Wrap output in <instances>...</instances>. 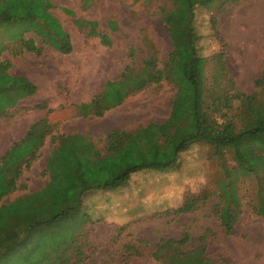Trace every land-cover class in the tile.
<instances>
[{
    "label": "rangeland",
    "instance_id": "374dc122",
    "mask_svg": "<svg viewBox=\"0 0 264 264\" xmlns=\"http://www.w3.org/2000/svg\"><path fill=\"white\" fill-rule=\"evenodd\" d=\"M46 3L49 5L47 10L69 35L70 52L45 43L34 32L42 33L43 30L33 19L28 22L15 17L5 19L0 29V46L5 47L0 58L11 62L10 73L25 76L37 86L36 93L20 99L18 105L23 108L45 105L36 109H16L13 117L0 119V158L34 122L48 114L51 119L60 121L54 133L47 136L39 157L24 170L19 180L21 187L6 197L11 200L45 185L48 177L44 171L52 151L53 136L82 132L98 140L104 139L105 134L115 128L134 130L151 122L164 123L170 116L175 95L180 91L187 92L180 71L174 67L167 80L132 93L153 77L151 68L144 67L152 44L159 48L160 66L173 49L168 26L157 13L156 0L143 2L134 9L122 0H46ZM2 10L14 13L7 0H0V12ZM213 15L214 10L209 7L200 5L196 9L199 53L204 61L199 76L208 78L215 92L223 96L231 88V82L223 76L219 78L218 56L222 52L220 61L230 76L234 78V71L245 75L239 65L240 53L256 49L259 43L264 44V0H244L230 7L216 16V28L211 23ZM48 20L58 30L54 19ZM85 21L96 22L97 31L106 33L111 45L103 44L99 36L90 35ZM110 23L116 24L115 29ZM24 34L34 38L43 48L41 55L28 50L16 54L18 41L13 39ZM248 59L251 60L244 57L241 62ZM126 66L134 73L123 75ZM215 78L217 80L213 81ZM8 80L10 84H24L21 79ZM235 82L245 90L254 89L253 81ZM23 88L29 90L25 84ZM117 88L124 93L119 102L116 101ZM94 98L108 104L103 116H69L76 111V105L91 103ZM3 99L10 105L14 98L8 91ZM187 121L188 118L186 126ZM145 143H149L148 139ZM136 151L139 156V149ZM222 177L224 173L210 148L194 143L181 153L174 168L164 171L143 169L115 189L87 193L83 197L87 219L82 227L72 232L75 242L70 240L63 256L70 257L69 260H61L59 264H158L153 254L161 238L180 239L184 232H189L191 239L186 248L190 249L200 245V237L207 229L212 230L206 237L207 254L214 261L219 264H264V218L252 213L248 207L245 206L234 235L224 233L218 219L210 212L213 200L199 211L173 213L188 195L215 187L217 179ZM241 188L244 194L251 192L249 181L241 184ZM79 249L82 253L80 262L76 255ZM50 255L55 258L54 252Z\"/></svg>",
    "mask_w": 264,
    "mask_h": 264
},
{
    "label": "trees",
    "instance_id": "16d2710c",
    "mask_svg": "<svg viewBox=\"0 0 264 264\" xmlns=\"http://www.w3.org/2000/svg\"><path fill=\"white\" fill-rule=\"evenodd\" d=\"M122 1L130 3L134 9L152 0ZM156 1L157 13L168 26L173 49L160 66L159 48L152 44L144 67L151 68L153 77L132 93L167 80L169 71L174 67L180 71L187 92L180 91L175 95L170 116L164 123L151 122L134 130L115 128L108 131L104 139L98 140L82 132L53 136L52 151L44 171L48 177L45 185L11 200L6 197L21 187L19 180L24 170L29 169L39 157L47 136L54 133L60 121L51 119L48 114L31 124L26 134L0 158V264L67 262L70 257L63 256L70 240L75 242L72 232L82 227L87 219L83 211V197L87 193L115 189L128 181L133 173L143 169L164 171L174 168L181 153L194 143L210 148L224 177L217 179L215 187L188 195L184 203L174 210V215L199 211L213 200L210 212L227 235L236 233V224L245 206L264 218V70L254 79V89L245 90L236 84L220 61L221 52L218 56L221 65L218 76L231 82V88L223 96L215 92L208 78L199 76V68L204 66V61L199 53L200 35L195 26L197 7L202 5L214 10L211 23L216 28V16L244 0ZM7 3L13 7L14 13L0 12V29L5 19L15 17L27 22L33 19L43 30L42 33L34 32L45 43L63 52L72 50L68 33L47 10L49 5L46 0H7ZM48 18L54 19L58 30ZM84 23L89 25L90 35L99 36L103 44L111 45L110 37L97 31L96 22ZM110 25L115 29V23ZM13 40L18 41L16 54L24 50L42 54L43 48L34 38L24 34ZM4 48L0 46V55ZM11 67L10 61L0 58V119L13 117L16 109L45 107L41 104L24 108L18 105L20 99L34 95L37 86L25 76L10 73ZM129 73L134 71L126 66L122 74ZM8 79L23 80L29 90H24L23 83L10 84ZM8 91L14 98L10 105L2 100ZM117 94L116 101L119 102L124 93L119 90ZM92 106L94 109H89ZM76 107V111L69 116L101 117L109 108L98 98ZM48 111L53 112L52 109ZM187 118L188 126L185 123ZM145 139L149 143H145ZM136 149H139V156H136ZM247 181L251 192L244 194L241 184H247ZM209 232L212 230L207 229L200 237L199 246L190 249L186 248L191 239L189 232H184L180 239L163 237L156 246L154 258L158 264H219L207 254L206 237ZM51 252L55 253L54 259ZM76 255L80 262V249Z\"/></svg>",
    "mask_w": 264,
    "mask_h": 264
},
{
    "label": "crops",
    "instance_id": "0c3cea01",
    "mask_svg": "<svg viewBox=\"0 0 264 264\" xmlns=\"http://www.w3.org/2000/svg\"><path fill=\"white\" fill-rule=\"evenodd\" d=\"M257 5V4H256ZM261 7L260 5L258 6ZM257 8V6H256ZM262 14V12H260ZM242 58L240 62V67L245 71V75L237 74L235 71L232 72L234 75V80L239 82L242 81H254V79L264 70V44L259 43L256 49L243 50L240 53ZM244 57H250L247 62H241Z\"/></svg>",
    "mask_w": 264,
    "mask_h": 264
}]
</instances>
